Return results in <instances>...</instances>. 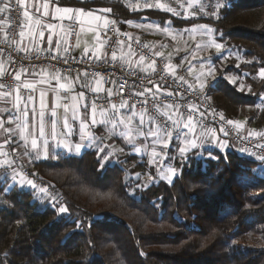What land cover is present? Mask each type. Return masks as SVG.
<instances>
[{"label":"trees","instance_id":"16d2710c","mask_svg":"<svg viewBox=\"0 0 264 264\" xmlns=\"http://www.w3.org/2000/svg\"><path fill=\"white\" fill-rule=\"evenodd\" d=\"M58 1L86 9L101 3ZM105 4L123 30L147 14L165 16L173 29L208 25L230 54L207 98L245 133L264 130V0H225L215 16L185 19ZM201 148L215 158L197 157L194 148L174 161L171 182L135 193L129 172L154 173L143 156L128 152L104 165L88 150L38 162L36 178L64 199L66 213L40 205L35 190L7 192L0 181V264H264L263 161L234 148Z\"/></svg>","mask_w":264,"mask_h":264},{"label":"crops","instance_id":"0c3cea01","mask_svg":"<svg viewBox=\"0 0 264 264\" xmlns=\"http://www.w3.org/2000/svg\"><path fill=\"white\" fill-rule=\"evenodd\" d=\"M82 1H101L98 5L91 7V8H84V7H75L68 4H62L58 0H50L49 4V15L45 16L43 15V8H40V11H36L37 8V0H25V5L27 7V10L29 11L30 19L26 18L25 22L23 24V30L25 32V36L23 38L20 37V46H28L29 50H44L48 47L47 45V36L49 35V30L46 27L47 24H55L56 28L52 30L54 33L53 35V43L55 44V40L57 38L63 37L64 39H67V29L68 26L72 23L68 19H64L63 21L60 20H54L52 17L55 14L54 13V6L59 7H69L73 9H85L88 11H92L94 15L100 16L101 19L99 20H93L87 16L84 17H78L79 20L83 21V24H78V32H80V28L83 27L84 31L80 32V46L75 47V51L78 54H83L84 49H89V53H104V43L100 39V33L106 28L105 21H110L112 19L111 14V8L105 4L112 1H120L123 2L125 5L128 6V8L133 12H145L146 10H151L154 12H165L164 10L153 7V8H145L141 6L139 9H134L133 5L136 3H141L142 0H82ZM161 3H165L168 5L166 0H160ZM200 2V0H195V3ZM44 3V0H39V4L42 5ZM25 11V8L22 7ZM102 9H107L108 11H101ZM144 15L141 16V18L137 17L136 20H127L125 21V31L128 32L130 35L141 38L142 35L147 36L149 40H153V37H157L158 39H161V33L157 32V28L161 27L164 28V31H167L168 29H172V25L170 20L166 19L165 16H160L157 18V16L154 15ZM130 21L131 23H128ZM139 25V26H137ZM43 30L45 33L43 41L39 38V32ZM6 31L5 26H0V38L4 39V32ZM97 34H99V39H97ZM142 40V39H141ZM152 44V43H151ZM154 45V44H153ZM63 46V41H62ZM158 47L157 49H159ZM156 49V48H155ZM161 51V50H157ZM118 59L120 60H131L132 64L135 65L139 71L141 72H147L148 71V65H146L145 62L140 63L139 59H135L132 57V52L127 46H123L117 53ZM0 64H2L3 71L2 74H7L9 72V64L6 61L0 60ZM139 65V66H137ZM179 67H171L168 63V69L170 71H174ZM145 69V70H141ZM33 70H28L27 73H22L20 80L17 81V89L15 90H6L4 88H0V93H11L10 96H0V109H7L13 107V102L15 101V98L17 96H26L22 95L20 93V88L24 87V84H30L32 85L31 88H26L30 91H32V95L35 97L36 100V108L39 112V100H40V92L41 90L46 91L45 101L47 107L45 108V116L44 119L46 121L45 125V132L46 134L51 133V123L50 121L52 119H55L56 121V134H57V140L64 141V137L61 135L64 125L65 116L68 117L69 123L73 126V132L72 135L68 138L67 143L71 144V148H64L63 144H61L59 147L56 146V141L49 140V145L47 149V153L45 154V151L43 148L39 149V155H37V150H34L31 148V139L29 138L27 141V153L25 152V148L23 146L17 147V144L15 141H18L20 145H23L25 142L23 140L19 139V130L16 129L15 123H6L5 127L13 128L16 134H9L5 133L3 129H0V151L9 152V159H14L15 163L12 166H8L5 163V157L0 156V181L7 183L9 188H6V191L8 192L11 189L19 188L18 185H23L26 183V179L32 178L34 183L36 184V176H35V167L36 164L40 161L44 160H58L62 157L66 156H74L79 157L81 156L85 151L93 150L97 153V155L102 160V163L104 165H114L118 162H120V159L127 154L128 152L130 154H135L137 156H143L146 157V153L143 151L145 144L149 142L150 140H145L144 136L136 135V133L139 131L137 128V125L139 124V112L136 111L137 115L133 117L131 124H120V115L116 114L114 115V111L111 109V106L105 108L108 110L106 117L100 116V110L96 109V121L97 123H92V101L94 99V96L97 95V93H94L90 91L88 88L82 87L81 83L76 82V77L78 73L75 74H65L60 70H52V69H39L35 70V75H32ZM59 73L60 77H68V79H61L60 83H63L65 85L64 88H59L57 84V80L53 77ZM188 78V77H187ZM80 79L83 81L86 78L81 75ZM190 83L199 85V86H205L206 84H200L195 81H191L188 78ZM87 81L94 84V81H92L91 77H87ZM102 87L105 89V91H102L98 94H107V89L112 88L110 85L103 83L101 81ZM25 88V87H24ZM55 89V91H53ZM114 91V89H113ZM80 92L84 93V98L81 100L78 96ZM77 96V100L73 101L72 97ZM76 105V119H72L73 115V105ZM84 105H88L87 108L84 107ZM55 106L56 109V116L53 118L50 115L49 109L53 108ZM65 106H67V112L65 111ZM13 111L15 109L13 108ZM120 113H130L129 108L120 109ZM167 112L170 114V116L173 117V119H179L180 123L178 126V129L181 130L184 127V124H186L188 121L186 118H183L173 109H168ZM9 113L8 112H0V118H3L4 120H7ZM125 120L127 117H124ZM146 126L144 127L143 131L147 132L148 126H150L149 118L144 117ZM29 121H31V112H29ZM86 121V125L84 128V139L81 140V121ZM104 120L105 122L101 123L100 121ZM113 122L116 123V128H113ZM194 131L188 132L187 137L181 133L183 138L190 139V142H195V144L198 142L201 144L202 147H214L220 151H224L227 148H233V146L227 141L224 137L219 136L217 134H210L205 135V133H200L198 125L194 123ZM242 126L240 125V128ZM129 129L132 130L133 135L131 137V140L133 142H130L129 139L125 138V136L120 135V131L123 130L127 132ZM153 131H155V127H153ZM187 131V130H185ZM207 133V132H206ZM11 135L12 140L14 143L4 145L3 140ZM25 136H27V132L24 133ZM177 137V136H175ZM151 139V138H149ZM203 141V142H202ZM39 143V142H38ZM81 144V150L77 152L75 150V144ZM225 145L224 147H221L220 145ZM152 144H148L147 148H150ZM136 147H140V152H136ZM199 147V146H198ZM195 148V147H194ZM189 149L187 152L193 150ZM14 149V151H12ZM150 150V149H149ZM238 151V150H237ZM239 153H242L238 151ZM23 178L24 182L21 183V179ZM23 189V188H19Z\"/></svg>","mask_w":264,"mask_h":264},{"label":"snow or ice","instance_id":"6c2138e0","mask_svg":"<svg viewBox=\"0 0 264 264\" xmlns=\"http://www.w3.org/2000/svg\"><path fill=\"white\" fill-rule=\"evenodd\" d=\"M18 5L21 7L25 8V11L23 12V15L25 18L30 19V15H29V11L27 10V7L25 5V0H0V26H5V27H10L13 23V20L11 19V12L14 10L13 9V5ZM49 4H50V0H44V3L42 5L39 4V0H37V8L36 11H40V8H43V15L47 16L49 15ZM195 4V0H189L188 4H187V8L191 9L194 7ZM213 4V0H201V2H199V7H198V12L193 11L191 12V15L195 16L198 13H203L206 15H217V12H210L208 11V9L212 6ZM141 6L145 7V8H153V7H158L164 11H168L171 12L173 15H181V13L179 11H177L176 8L168 6L165 3H161L160 0H142V5L141 3H136L133 5L134 9H139ZM181 8H184L185 5L183 3H181ZM215 7L217 9H219L220 7H222V5H220L219 3L215 4ZM101 11H108L107 9H102ZM54 15H53V19L54 20H60L63 21L64 19H68L69 21H71L72 23L68 26L67 29V34H75L77 37L76 40V44L75 47H79L80 46V32H83L84 29L83 27L80 28V32L76 31V24H83L82 20H79L78 17H84L87 16L93 20H99L101 19L100 16L94 15L92 11H88L85 10L83 8L81 9H73V8H69V7H59V6H54ZM114 23V22H113ZM128 23H131L130 21H128ZM105 24H108V21H105ZM139 26V25H137ZM21 30L19 32V36L21 38H23L25 36V32L23 30V22H21ZM46 27L49 30V35L47 36V45L48 47L46 49H44V51L48 52L50 54V58L53 60L56 59H63L64 63H69V61H77V62H82L83 57L77 58L71 55V49H72V45H70L67 41V39H64L63 37L57 38L55 40V44L53 43V35L54 33L52 32L53 29L56 28L55 24H47ZM200 29L203 30L202 34L208 37V44L215 47L217 51H219L222 48V45L220 43L215 42V40L212 38L213 37V29L205 26V25H199L198 26ZM116 31H119L118 29ZM193 31H195V29H193ZM39 38L41 41H43L45 33L43 30H41L39 32ZM9 37V33L7 31L4 32V39L0 40V43H3L5 45H7V47H0V60L6 61L9 65H14L15 64V58L13 57V53L16 52H21V51H28L29 47L26 45L24 47H20L19 46V41H16L15 38L13 37L11 40L8 39ZM97 39H99V34H97ZM62 41H63V46H62ZM120 43H123L122 41H120ZM13 45H16V47H13ZM207 46V45H206ZM130 47V46H129ZM10 49V50H9ZM89 53V49L85 48L84 49V56H88ZM157 55H159V53H156ZM95 58L97 61L102 62L103 64L109 65L111 67H115L116 66V62L118 60V55L117 52L115 50H113L110 53V57H109V53L108 52H104V53H96L93 52L91 56H88V58L91 60L92 58ZM145 61V56L143 54H141L139 56V62L142 63ZM139 66V65H137ZM121 71H126L128 73V75H133L134 74V70L131 66L129 67H125V64L122 62L119 65ZM148 68H151L152 72L156 71L155 68V61H152L151 64H149L147 66ZM167 65L165 66V68L167 69ZM12 72H15V79L17 81L20 80L21 74L22 73H27L28 69L23 67L22 65L20 66L19 71L16 70V68H12L11 69ZM73 69H68V71H72ZM141 70H145V69H141ZM3 71H5V69H3L2 64H0V74L3 73ZM189 71H191V68H189ZM35 69H33L32 75H35ZM83 75L86 79L85 80H81L80 76ZM258 75L260 78L264 79V67H261L259 69ZM99 76V79H96V77ZM87 77H88V73L84 72V73H78L77 77H76V82L81 83L82 87L84 88H88L90 91L94 92V93H100L102 91H105V89L102 87L101 85V81H103V83H112L114 86H117L118 82L116 80H104V77L101 76L99 73H95L92 76V81H94L93 83H90L87 81ZM54 79L57 80V84L59 88H64L65 85L63 83H60L61 79H68V77H60L59 73L57 72V74L53 77ZM179 81H182L184 84H187V89H185V91L181 92V91H177L175 93H173L172 91H168L167 95L168 96H180L183 97L185 95L186 92H190L193 90V85L191 83H188V81H186L184 79L183 76L178 78ZM149 82H151V80H149ZM233 83H235V81H232ZM127 83V81H124L123 83H119L118 87H117V91L114 92L113 88H108L107 91V97H101L99 95L96 96L95 99H93L92 101V123L95 124L97 123L96 121V109H97V104H96V100L97 99H106V101L108 103L111 104V109L114 111V115L118 114L120 115V120L119 123L120 124H131L133 117H135L137 115L136 111H135V103H133L132 105L128 104L127 100H123L119 103V105L115 104V103H111V97L113 95L119 94L121 95V97L123 96V91H124V87L125 84ZM25 88H31L32 85L30 84H24L23 85ZM4 87L2 84H0V88ZM157 90L159 91V85L156 86ZM53 91H55V89H53ZM152 89L150 88H145L143 91H133V95L136 96H140V97H144V100L142 101L143 104H147L148 100H147V95L148 93H151ZM11 93H0V96H10ZM45 96H46V91L41 90L40 92V100H39V107L40 110L39 112L37 111L36 108V100L35 97L29 93L26 96H17L15 98V101L13 102V107L12 108H7V109H0V112H8L9 115L7 117V120H4L3 118H0V129H3V131L5 133H9V134H16L13 128L10 127H5L4 125L6 123H15L16 125V129L19 130L18 134H19V139L23 140L25 143L23 145H20L18 141H15V143L17 144V147L23 146L25 148V152L27 153V141L30 138L31 139V148L34 150H37V155H39V149L43 148L45 151V154L47 153V149H48V145H49V140L52 141H56V146L59 147L61 144H63L64 148H71V144L67 143L65 141L68 140V138L72 135L73 132V126L69 123L68 121V117L65 116V120H64V125H63V130L61 135L64 137V141H59L57 140V134H56V121L55 119H52L50 121L51 123V128L52 131L49 134H46L45 132V125H46V121L44 119L45 116V108L47 107L46 105V101H45ZM79 98L81 100H83L84 98V93L80 92L78 94ZM153 97H154V107L159 110L161 108V104L159 103H155V100L158 99V97L156 96L155 93H153ZM73 101L77 100V96H73L72 97ZM164 107L168 108V109H174L176 112H179V109L181 107V105L179 103H177L175 100L171 101V102H164L163 104ZM85 108L88 107V105H84ZM189 111L187 114V123L184 124L183 129L180 130V132L177 133V138L180 137L181 133H183V135L185 137H187L188 132H192L194 131V124H193V115L196 111V106L194 104H192L191 102H188L187 105ZM13 108L15 109V111H13ZM125 108H129L130 109V115L127 113H120L119 110L120 109H125ZM76 105H73V115H72V119H76ZM67 106H65V111L67 112ZM50 112V115L54 118L56 116V109L55 106L51 109L48 110ZM145 111H141L139 116V124L137 125V128L139 129V131L136 133V135L140 136H144L145 140L147 141L149 138L152 139V143L155 144H160L163 146V148H167L169 146V142L172 140V136L173 133L170 130L173 127H178L179 126V119H173L172 116H168V121H170L169 123H158L154 117H149V122H150V126H148V130L147 132H144L143 129L146 126V122H145ZM29 112H31V121H29L28 117H29ZM108 113V110L105 109L102 105L100 106V116L101 117H106ZM164 115H167V113H164ZM183 115V114H181ZM127 117V119L125 120L124 117ZM200 116L203 117L204 113H200ZM221 119H223V116L221 115ZM101 123L105 122L104 120L100 121ZM228 123H235L233 121H228ZM86 125V121H81V140L84 139V128ZM153 127H155V131H153ZM236 127L239 128L240 125L237 123ZM113 128H116V123L113 122ZM187 130V131H185ZM27 132V136L24 135V133ZM212 132L211 129H208L207 133H205V135H210ZM161 134H163V138H161ZM120 135L125 136V138L129 139L130 142H133L131 140V137L133 135V132L131 129H129L127 132L121 130L120 131ZM249 136H259L261 138V140H264V133H254V132H249L248 133ZM39 142V143H38ZM203 142V141H202ZM14 143V141L12 140V136L9 135L7 136L4 140H3V144L4 145H8ZM185 143H188L191 147H196L195 142H190V141H185ZM221 147H224L225 145L221 144ZM2 147V146H0ZM82 145L77 143L75 144V150L77 152H79L81 150ZM256 148H259L261 150V152H264V143H260L258 142L255 145ZM136 152H140L141 148L140 147H136ZM245 151H247V149H244ZM14 151V149L12 150ZM179 151L181 153V155L183 156V154L186 151L185 147H181L179 148ZM10 153L9 152H5V151H0V156H4L5 157V163L8 166H12L15 163L14 159H9ZM151 155L154 158H158L161 153L157 152L155 150V148H153ZM166 155V154H165ZM257 159L264 161V155H257ZM160 167H167L166 165L160 166ZM176 169L175 168H171V167H167V175L162 176V179H167L169 182H171L173 175L175 174ZM24 180L23 178L21 179V183H23ZM27 183L29 185H31L33 188H35V185L33 184V182L31 180H27ZM40 191L46 192V190L44 188H41ZM58 211L60 213H64L67 211V209L64 206H61Z\"/></svg>","mask_w":264,"mask_h":264},{"label":"built area","instance_id":"2783aa9c","mask_svg":"<svg viewBox=\"0 0 264 264\" xmlns=\"http://www.w3.org/2000/svg\"><path fill=\"white\" fill-rule=\"evenodd\" d=\"M168 6L174 7L181 13V15L177 16L179 18H204L209 17L212 15H206L203 13H198L197 15H191V12L196 11L198 12L199 2L194 4V7L189 9L187 8V4L189 0H166ZM225 0H213L212 6L208 9L210 12H218L219 9L215 7L216 3L222 5ZM201 2V0H200ZM181 3L185 5L184 8H181ZM13 11L11 12V19L13 23L10 27H6V31L9 33L8 39L11 40L13 37L16 41L20 42L19 32L21 30V22H25V17L23 15V8L18 5H13ZM165 13H169L173 15L171 12L165 11ZM114 22V23H113ZM122 21L112 18L106 28L101 31L100 39L104 43V51L110 53L115 50L117 53L123 47L127 46L132 52V57L135 59H139V56L143 54L145 56V63L149 65L152 61H155V68L156 71L152 72L151 68L148 69L147 72H141L139 69L132 64L131 60H120L118 59L116 62L115 67H111L109 65L103 64L100 61H97L94 57L90 60L88 56H91L92 53H88V56H84V54H78L75 51V44L77 37L75 34H70L67 37V41L70 45H72L71 55L77 58L83 57L82 62L77 61H69V63H64L63 59H56L53 60L50 58V54L44 50H32V51H21V52H14L13 57L15 58V64L9 65V72L7 74H0V84H2L4 89L6 90H15L17 89V81L15 79V72H12V68H16L19 71L20 66L27 68L28 70H39V69H52V70H60L65 74H75V73H84L87 72L88 76L92 78L93 74L99 73L101 76L104 77V80H116L119 83H123L127 81L124 87L123 96L116 94L111 97V103H115L119 105V103L123 100H127L129 105L135 103V111L141 112L145 111L146 117H154L158 123H169L168 116L170 114L167 112L168 108L164 107V102H171L175 100L177 103L181 105L178 114L183 118L187 119L188 114V102H191L196 106V111L193 115V122L198 125L200 133H206L208 129H211V134H217L219 136L224 137L229 143L233 146L235 150H238L242 153H248L255 157L257 155H264V152H261L259 148H256L255 145L260 142L264 143V140L257 136H249L248 133L242 131L239 127H236L237 123H228L229 120L225 118L219 111L215 109L213 104L207 98V87H210L214 84V80H207L205 86H199L193 84V90L190 92H186L183 97L180 96H168L167 92L172 91L173 93L177 91H185L187 89V84H184L182 81H179V77L183 76L186 81L189 82L187 78V74L182 68H177L174 71H170L167 67V59L166 57L159 53L157 55L156 51L145 41L136 38L130 35L128 32L122 29ZM119 31H116V30ZM76 31L78 32V24H76ZM0 40H3L0 38ZM122 41L123 43H120ZM20 46V43H19ZM0 47H7V45L0 43ZM16 47V45H13ZM21 47V46H20ZM10 50V49H9ZM125 64V67L131 66L134 70L133 75H128L126 71H121L119 65L121 63ZM73 69L72 71H68V69ZM100 77L97 76L96 79ZM151 80V82H149ZM110 85L114 92L117 91V86H114L112 83H106ZM157 85H159V91L157 90ZM145 88L152 89L151 93L147 95V104H143L142 101L144 97L133 95V91H143ZM20 93L22 95H27L29 93L33 94L32 91L21 87ZM153 93L156 94L158 99L155 100V103L161 104V108L157 110L154 107V97ZM101 97H107V94H97ZM94 96V99L96 96ZM97 110H100V106L102 105L104 108L111 106L110 103L106 101V99H97ZM174 110V109H173ZM167 113V115H164ZM200 113H204V116L201 117ZM183 114V115H181ZM221 115L223 119H221ZM173 133V136H177V133L180 132L178 127H173L170 129ZM259 133H264L260 131ZM244 149H247L245 151ZM264 165V161H263ZM36 185L39 189L37 194H40V189L44 188L46 192L43 193H51L52 188L50 186L40 180L36 179ZM36 191V190H35ZM42 193V192H41Z\"/></svg>","mask_w":264,"mask_h":264},{"label":"rangeland","instance_id":"374dc122","mask_svg":"<svg viewBox=\"0 0 264 264\" xmlns=\"http://www.w3.org/2000/svg\"><path fill=\"white\" fill-rule=\"evenodd\" d=\"M199 25H205L209 27L204 23L193 24L190 27L181 28V29L180 28L173 29L172 27V29H168L167 31H164V28L158 27L156 31L161 33V37H160L161 39H158L157 37H153V40H149L148 37L144 35H142L140 39L147 42L157 53L163 54L167 59V63H169L171 67L177 66L179 68H182L187 74V77L192 82L195 81L203 85L206 84L207 80H215L220 76L219 72L222 69V67L227 65V58L230 53L229 51L225 52L223 46L219 51H217L215 47L209 45L208 37L202 34L203 30L198 27ZM193 29H195V31H193ZM212 38L215 40V42L219 43L215 39L214 34ZM158 47L160 48L157 49ZM157 50H161V51H157ZM189 68H191V71H189ZM225 77H227V75H225ZM229 79L233 81L235 78L232 77ZM161 138H163V134H161ZM148 140L150 141L147 142V144H145L143 151L146 153L145 158L148 162L147 166L150 167L149 169H152L154 173L150 174L149 172L143 175V177H139L140 175L138 173L139 171L135 173L129 172V174L127 175V180L128 183L132 185L131 193H135L136 191H138V189H141L142 187H146L147 185L153 182H157V180L159 179H162L161 178L162 176L168 174L167 167L174 168L173 167L174 161L176 162V161L184 160L188 154L187 151L189 149L194 148L191 147L188 143H185L186 140L190 141V139L183 138L182 135H180L179 138L172 136V140L169 142V146L167 148H163V146L160 144L154 145L152 143V139H148ZM150 143L152 144V146H150V148H147L148 144ZM181 147L186 148V151L183 154V156L179 151V148ZM201 147H202L201 144L197 142L195 147L196 151L199 152L196 154L197 157L203 156L204 151ZM153 148H155L157 152L161 153V155L158 158H154L151 155ZM203 157L215 158V156L213 155V153L210 152V150L206 154H204ZM163 165H166L167 167H160ZM174 176L175 174L173 175V177ZM27 180H31L35 185V188L29 185L27 183ZM165 180L169 182L167 179ZM6 185L7 188H9L10 185H8L7 183ZM18 187L28 191L36 190L35 193L39 192L37 185L34 183L31 177L26 179L25 184L18 185ZM56 195H57L56 193L55 194L53 193V190L51 193L40 192V194L36 195V197L38 198L36 199L43 207H45L46 204L48 203H52L53 206L57 204L60 205V207L65 206V204L63 203L64 199L61 198V196L57 198Z\"/></svg>","mask_w":264,"mask_h":264}]
</instances>
